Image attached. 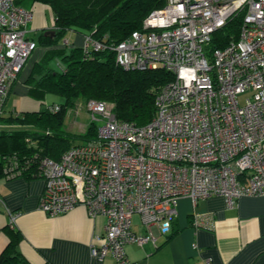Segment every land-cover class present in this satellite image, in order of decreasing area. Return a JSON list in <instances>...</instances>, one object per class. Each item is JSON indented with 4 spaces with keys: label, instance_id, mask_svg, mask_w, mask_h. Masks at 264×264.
<instances>
[{
    "label": "built area",
    "instance_id": "2783aa9c",
    "mask_svg": "<svg viewBox=\"0 0 264 264\" xmlns=\"http://www.w3.org/2000/svg\"><path fill=\"white\" fill-rule=\"evenodd\" d=\"M238 12H244L239 38L208 54L214 32ZM32 20L31 10L0 0V116L13 83L39 47ZM68 46L67 38L59 45ZM91 49H112L125 70L172 73L157 92L156 114L147 124L119 119L106 101L89 99L86 109L98 126L97 137L58 160L38 159L41 210L58 216L83 205L92 218H105V233L91 246L94 258L111 254L116 264H136L127 256L128 244L157 246L154 232H134L135 214L147 228L156 225L168 233L182 197L197 203L220 195L233 205L244 195L264 196V0H166L117 44L85 34L83 50ZM58 66L66 70L60 61ZM16 128L0 121L4 131ZM24 168L8 157L4 176L22 175ZM8 213L13 226L16 214ZM194 224L211 228L214 221L202 216Z\"/></svg>",
    "mask_w": 264,
    "mask_h": 264
},
{
    "label": "crops",
    "instance_id": "0c3cea01",
    "mask_svg": "<svg viewBox=\"0 0 264 264\" xmlns=\"http://www.w3.org/2000/svg\"><path fill=\"white\" fill-rule=\"evenodd\" d=\"M24 8L33 12L30 28L35 32L39 47L32 53L9 91L5 101V116H12L13 111L22 114L41 110L39 103L52 93L41 97L31 95L29 79L34 66L42 60L47 50L60 48L62 43L58 41L47 46L40 39L47 30L54 29V17L46 5L37 3ZM73 31L76 30L68 32ZM70 38H67L70 46L65 48L76 47V42L72 41L73 33ZM83 43L79 45L83 47ZM57 59L63 64L60 58ZM52 67L60 69L59 66ZM16 125V129L23 128L22 125ZM3 131L0 129V134ZM43 190L44 180L40 177L19 175L5 178L0 175V196L5 203L0 206V255L10 240V231L16 230L22 235L18 249L31 264H116L111 254L100 260L94 258L91 252L92 244H98L97 238L105 233V218H92L83 205L66 214L49 216L40 209ZM8 210L16 214L13 226ZM202 216L212 217L214 226L195 225V220ZM133 230L138 234L152 231L158 239L157 246L152 243L143 246L128 244L126 253L132 263L264 264V196L244 195L233 205L220 195L197 203L182 197L178 201V215L170 232L162 233L156 225L147 228L139 215L136 219L134 215Z\"/></svg>",
    "mask_w": 264,
    "mask_h": 264
},
{
    "label": "trees",
    "instance_id": "16d2710c",
    "mask_svg": "<svg viewBox=\"0 0 264 264\" xmlns=\"http://www.w3.org/2000/svg\"><path fill=\"white\" fill-rule=\"evenodd\" d=\"M23 7L37 3L46 5L54 17L56 38L41 35L43 44L51 46L64 38L68 31L91 33L108 45L126 39L134 30L141 29L144 19L155 9L163 7L166 0H15ZM244 12L232 15L226 24L216 30L207 46L208 54L223 48L240 35ZM60 58L66 70L51 66ZM38 75L39 77H36ZM172 78L165 69L125 70L116 64L112 49L84 52L83 47L49 49L38 62L30 76L31 95L48 93L64 98L61 109L53 112L45 108L22 112L20 116H0V121L22 125L23 128L3 131L0 134V175L4 176L6 158L15 156L20 161L24 176L40 177L38 159L50 156L58 160L77 144L97 137L98 126L92 122L83 133L65 128L68 110L78 100L96 99L110 104L117 118L145 125L156 114L155 98L158 90ZM80 139V143L73 141ZM41 178V177H40ZM22 235L10 231V240L0 255V264H31L18 249Z\"/></svg>",
    "mask_w": 264,
    "mask_h": 264
},
{
    "label": "rangeland",
    "instance_id": "374dc122",
    "mask_svg": "<svg viewBox=\"0 0 264 264\" xmlns=\"http://www.w3.org/2000/svg\"><path fill=\"white\" fill-rule=\"evenodd\" d=\"M38 8V7H37ZM74 34V38L72 41H75L74 43L76 46H80L79 44H82L84 41L83 34L78 31H73L71 32ZM70 32H68L65 36V38H70ZM64 38L60 39L59 41H63ZM71 39V38H70ZM74 45V46H75ZM52 66H55L58 68V59L55 58L51 62ZM250 93H247L245 95L240 96L241 102L245 100V98L249 95ZM54 101V102H53ZM86 101L87 100H78L74 107L70 108L66 114L65 118V128L74 133H83L86 131L87 127L92 123L89 113L87 112L86 109ZM57 103H64V98L62 96H59L57 94H48L47 97L45 98L44 102L39 103V108L43 109V107L47 105H52V104H57ZM74 143H80V139H76L73 141ZM138 217L137 214H135V219Z\"/></svg>",
    "mask_w": 264,
    "mask_h": 264
},
{
    "label": "water",
    "instance_id": "95a60500",
    "mask_svg": "<svg viewBox=\"0 0 264 264\" xmlns=\"http://www.w3.org/2000/svg\"><path fill=\"white\" fill-rule=\"evenodd\" d=\"M45 35L50 36L54 40L56 38V31L54 29L47 30Z\"/></svg>",
    "mask_w": 264,
    "mask_h": 264
}]
</instances>
